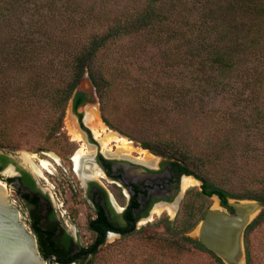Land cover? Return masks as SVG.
I'll list each match as a JSON object with an SVG mask.
<instances>
[{
	"label": "trees",
	"instance_id": "1",
	"mask_svg": "<svg viewBox=\"0 0 264 264\" xmlns=\"http://www.w3.org/2000/svg\"><path fill=\"white\" fill-rule=\"evenodd\" d=\"M122 39L132 41L130 50L158 52L161 67L154 75L145 73V110L158 111L164 119L232 91L237 105L243 103L245 89L247 100L254 102L264 85V0H0V172L13 163L8 153L27 146L24 135L37 134V151L67 143L60 134L64 111L69 102L76 112L88 101L85 93L76 91L85 74L106 112L113 79L106 76L101 56ZM102 121L111 127L106 116ZM140 145L165 157L179 176L200 181L197 197H216L228 210L230 199L256 200L264 206V183L260 191L234 194L209 182L195 163L202 159L182 142L145 140ZM20 173L4 181L28 205V226L44 260L55 256L58 264H81L98 253L107 234L130 236L145 216L137 211L146 192L133 185L131 203L120 216L111 219L96 205L97 216L87 221L93 240L81 246L57 221L49 197L40 194L32 176ZM181 210L176 221L159 223L183 234L194 230L207 212L195 220L190 201ZM263 222L264 210L245 236ZM168 245L180 252L191 246L208 252L187 235ZM245 261L252 264L248 248Z\"/></svg>",
	"mask_w": 264,
	"mask_h": 264
},
{
	"label": "rangeland",
	"instance_id": "2",
	"mask_svg": "<svg viewBox=\"0 0 264 264\" xmlns=\"http://www.w3.org/2000/svg\"><path fill=\"white\" fill-rule=\"evenodd\" d=\"M130 46L131 40L122 39L111 44L101 56L106 76L113 79L106 112L101 111L96 94L93 96L94 100L80 107L78 112L83 113L84 121L88 123L86 126L93 131L91 132L93 139L98 138L95 136L97 129L90 123L91 110L108 130L129 140L135 151L123 153L125 150L118 149L114 143L103 147V141L98 139L100 149L103 148L105 151L109 148L118 161L128 160L135 164H144L152 171L158 172V166L165 161V157L143 149L141 141L177 140L188 145L193 153L202 159H195V163L203 173L199 175L209 182L226 187L234 194L260 191L264 183V85L258 90L259 96L254 102L250 103V100H247L249 92L245 89L244 101L237 105L233 102L232 91L224 96L205 99L187 114L173 113L164 119L158 111L145 110V104H149L145 100V82L148 83L145 73L154 75L159 70L161 67L159 54L155 49L142 52L134 48L130 50ZM235 87H239V84ZM157 103L160 102L153 101L151 104L159 105ZM145 114L149 116L145 117ZM102 115L108 118L111 127L104 124ZM42 116L34 115L38 119ZM70 120H73L79 131L71 102L64 111L60 130L67 143L45 145L47 149L37 151L40 149L37 134L30 133L24 135V143L27 140V146L8 153V156L13 162L11 166L14 170L20 168L27 171L42 193L49 197L63 227L74 241L81 246H88L93 236L87 228V221L93 218V212L88 204L86 186L75 170L73 171L74 164L71 162V157L80 146H86L88 150V145L86 141L78 143L72 139ZM80 134L83 137V134ZM92 145L90 151L93 150L95 154L97 145L94 143ZM140 151H145L146 155H140ZM25 155L33 161L34 166L39 169L38 172L25 161ZM10 168L7 166L0 172V182L7 186L9 199L19 212L20 222L31 232L26 207L14 187H9L4 181L13 177L14 172ZM96 179L115 198L118 206L125 204L127 199L125 190L115 188L109 179L99 177ZM198 182L185 188L182 179L180 193L175 199V203H179L178 209L174 204H170L174 211L168 206L154 205L148 217L137 222L134 234L125 237L107 234L105 244L98 253L88 257L81 264H217L215 258L208 252L192 246L180 252L168 245L170 241L179 240L181 235L196 237V229L182 234V231L166 229L165 223H159L163 219L176 221L182 216V205L188 201L193 203L195 220L200 219L203 212L208 211L215 203L218 205L215 197L196 196L200 191L201 182ZM153 184L155 187L151 193H158L157 195L163 197L160 183ZM159 206L163 207V212L156 215ZM244 248L245 250L248 248L252 264H264V222L255 226L244 237Z\"/></svg>",
	"mask_w": 264,
	"mask_h": 264
},
{
	"label": "water",
	"instance_id": "3",
	"mask_svg": "<svg viewBox=\"0 0 264 264\" xmlns=\"http://www.w3.org/2000/svg\"><path fill=\"white\" fill-rule=\"evenodd\" d=\"M76 91L92 96L94 100L95 88L87 75L81 79ZM8 166L13 169L15 176L14 167L11 164ZM216 199L218 208H210L204 214L195 228L196 237L192 238L197 239L223 264H246L245 231L264 210V206L256 200H233L229 201L231 210H228L221 207L218 198ZM0 264H58L55 256H49L45 260L42 258L35 236L20 222L19 212L12 205L8 188L2 182H0Z\"/></svg>",
	"mask_w": 264,
	"mask_h": 264
},
{
	"label": "flooded vegetation",
	"instance_id": "4",
	"mask_svg": "<svg viewBox=\"0 0 264 264\" xmlns=\"http://www.w3.org/2000/svg\"><path fill=\"white\" fill-rule=\"evenodd\" d=\"M87 98L88 101L82 106L92 102V96L87 95ZM79 108L76 110V112H74L71 105L72 113L73 115H75L77 119V124L79 126L78 128L79 131L75 126L77 133L81 137L78 143H83L84 141H86V144L88 145L87 146L88 150L86 149V146H83L85 148V152H87L88 154V158L84 163V169H89L91 171L92 168H94L97 171V174L94 177H89L84 180L80 178L81 182L84 183V185L86 186V194L89 201L88 204L90 206L91 211L93 212V218L97 216L95 212V208L97 204H99L102 207V209L111 219L113 218L114 215L120 216L131 203L132 200L131 189L133 185H138L141 190L143 189L146 192L145 199L143 200V203L140 205V208L137 211V213L145 212V216L142 217L141 219H145L146 217H148L149 212L156 204H161V206L163 207L168 206L171 208L172 211H174L175 209L170 204H174V206L177 205V209H178L179 203L177 202L175 203V199L180 193V183L181 180L183 179L182 176H179L177 173H175L166 161H162L159 164L158 172L152 171L151 169L146 167V165L144 166V164H137V163L135 164L128 160L118 161L117 159H115L116 155H114L109 148L106 149L105 151L103 150V148L100 149L99 147L101 141L100 137H98L96 134L95 136H97V138L100 141L98 139H93V135H92L93 133H91L93 131H90V129H88L87 127L88 123L84 121L83 113L78 112ZM79 114L81 115L80 118L78 117ZM80 133L83 134L84 138L81 136ZM92 143L97 145L95 146L96 147L95 154L93 153V150L90 151V149L93 147ZM102 145L103 147H105L103 143ZM80 148L71 157V162L72 164H74L73 171L75 170L76 173L77 171L74 162V156L79 152ZM80 168L81 165H79V169ZM20 170L25 171L24 169L15 168L16 175L13 177H20L21 176ZM77 175L80 177L79 173H77ZM97 177H99V179H109L108 181H110V183L115 188H119L120 190H125L127 192V199L123 206H118L115 198L111 194H109L108 191L102 185H100L97 182L98 180L96 179ZM148 181H151L150 184L147 183ZM154 182L160 183L159 187L161 188L160 191L164 194L163 197L157 195L158 193H151V191L155 187V185L153 184ZM35 186L37 190H39L40 194L46 195L42 193L36 182H35ZM9 187H13V186H9ZM27 192H28L27 190L23 191V193H27ZM17 195L19 196L18 193ZM43 201L44 200L40 199L41 203ZM49 203H50V207L53 209V213L55 214L57 221H60V219L56 214V211L52 206L50 199H49ZM23 204L26 207L27 212L29 214L28 205L25 202H23ZM42 208L44 209L43 211H45L46 208L48 207L44 204Z\"/></svg>",
	"mask_w": 264,
	"mask_h": 264
},
{
	"label": "bare ground",
	"instance_id": "5",
	"mask_svg": "<svg viewBox=\"0 0 264 264\" xmlns=\"http://www.w3.org/2000/svg\"><path fill=\"white\" fill-rule=\"evenodd\" d=\"M89 119H91L90 123H92L94 125L95 129H97V130H95V132H96L97 136L100 137L101 141H103V143H105L104 144L105 146L108 145L109 143H114L118 147V149L125 150L124 153H127V152L130 153L131 151H133V152L135 151V148L132 146V143L129 140H127L123 137L117 136L116 134H114L110 130H108L99 121V119L97 118V115L92 110L89 111ZM69 126H70V134L72 136V139L79 142L81 137L76 132L75 124H74L73 120L69 121ZM139 154L140 155H146V152L140 151ZM87 158H88V154H87V152H85V148L83 146H81L79 152L74 156V162L76 165V171H77V173H79L80 178L82 180L87 179L89 177H94L97 174V171L94 168H92L91 171L89 169H84V163H85ZM25 161L27 163H30L34 167V170L36 172L39 171V169L36 166H34L33 161L30 160V158H28L27 155H25ZM79 165H81L80 169H79ZM43 166L46 167V164L43 163ZM86 168H88V167H86ZM10 170L12 171V168H10ZM195 183H197V181H195L192 177H183V187H185V188L191 187V186L195 185ZM175 206L177 207V205H175ZM158 208L159 209H157L156 215H160L163 212V207L159 206ZM212 208H218L217 203H215V205ZM111 235H113V234H111Z\"/></svg>",
	"mask_w": 264,
	"mask_h": 264
}]
</instances>
